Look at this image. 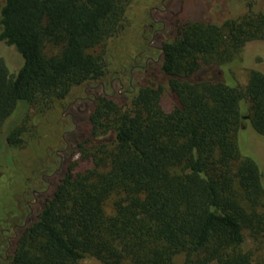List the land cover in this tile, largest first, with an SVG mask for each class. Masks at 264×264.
I'll return each instance as SVG.
<instances>
[{
  "label": "trees",
  "instance_id": "obj_1",
  "mask_svg": "<svg viewBox=\"0 0 264 264\" xmlns=\"http://www.w3.org/2000/svg\"><path fill=\"white\" fill-rule=\"evenodd\" d=\"M129 2L2 0L0 43L22 64L10 74L0 57V126L17 108L102 80L97 50L124 27ZM158 35L159 61L140 67L127 101L96 97L87 133L67 135L63 171L36 212L14 221L23 225L4 264H264L263 173L237 139L245 127L264 136V73L241 86L228 67L246 42L264 40V11L176 16ZM211 68L222 75L205 76Z\"/></svg>",
  "mask_w": 264,
  "mask_h": 264
},
{
  "label": "rangeland",
  "instance_id": "obj_2",
  "mask_svg": "<svg viewBox=\"0 0 264 264\" xmlns=\"http://www.w3.org/2000/svg\"><path fill=\"white\" fill-rule=\"evenodd\" d=\"M248 8L264 11V0H130L125 11L124 27L97 50L105 52L107 59V73L102 80L74 87L63 100L17 108L2 123L0 242L4 246L0 251V264L9 259L13 242L23 225L13 224L14 221L26 213L34 214L42 195L48 193L61 175V167L69 156L67 135L87 133L85 122L96 97L105 95L117 102L127 101L131 87L144 79L140 67H150V64L159 61L158 31L161 23L176 16L184 21L220 22L237 17ZM0 57L10 74L16 73L22 64L16 50L4 43H0ZM228 67L241 86L246 85L251 70L264 73V40L246 42L240 60ZM211 75L221 76L222 70L208 69L205 76ZM161 105L164 111L171 109V99L166 93L162 95ZM16 125H23L19 136L21 142L10 146L5 136ZM237 139L241 154L252 158L262 171L264 184V136L245 127L237 133ZM78 157L74 155L73 160H78ZM250 244L247 240V246ZM80 264L100 262L85 257Z\"/></svg>",
  "mask_w": 264,
  "mask_h": 264
},
{
  "label": "flooded vegetation",
  "instance_id": "obj_3",
  "mask_svg": "<svg viewBox=\"0 0 264 264\" xmlns=\"http://www.w3.org/2000/svg\"><path fill=\"white\" fill-rule=\"evenodd\" d=\"M5 256H6V254H5Z\"/></svg>",
  "mask_w": 264,
  "mask_h": 264
}]
</instances>
